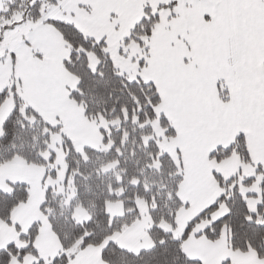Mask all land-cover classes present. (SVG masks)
<instances>
[{
	"label": "snow or ice",
	"instance_id": "obj_1",
	"mask_svg": "<svg viewBox=\"0 0 264 264\" xmlns=\"http://www.w3.org/2000/svg\"><path fill=\"white\" fill-rule=\"evenodd\" d=\"M0 264H264V0H0Z\"/></svg>",
	"mask_w": 264,
	"mask_h": 264
}]
</instances>
